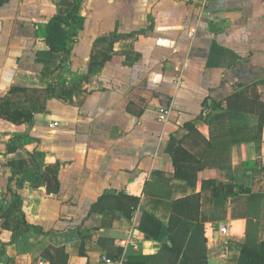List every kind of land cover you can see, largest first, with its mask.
<instances>
[{"label": "crops", "instance_id": "1", "mask_svg": "<svg viewBox=\"0 0 264 264\" xmlns=\"http://www.w3.org/2000/svg\"><path fill=\"white\" fill-rule=\"evenodd\" d=\"M77 3L52 50L48 22ZM48 84L43 110L0 118V264H172V202L194 193L193 263L241 264L250 222L264 241V0H0V100ZM208 180L237 192L215 198Z\"/></svg>", "mask_w": 264, "mask_h": 264}, {"label": "trees", "instance_id": "2", "mask_svg": "<svg viewBox=\"0 0 264 264\" xmlns=\"http://www.w3.org/2000/svg\"><path fill=\"white\" fill-rule=\"evenodd\" d=\"M78 3L65 15L53 16L46 26L45 40L48 46L55 51H67L64 42V33H60V24L67 22L70 18L73 20H81L77 16ZM59 31V32H58ZM56 84H48L43 89L15 87L11 89L8 95L0 100V118H6L14 123L22 121L19 110L15 105L23 103L27 100H33L37 103L40 110L44 109L47 99L55 96L53 87ZM71 90L62 89L60 96L68 98ZM260 126L264 124V103H260ZM45 167V168H44ZM44 169H40L43 173L47 168L52 171L55 185L50 191H57L58 181L56 178V168L54 166L44 165ZM264 174V167H262ZM212 187L215 198L228 197L234 195L232 184L215 183L212 180L204 181L203 187ZM128 199L131 205L122 210L127 219L132 214L138 203V198L130 196ZM200 193H194L185 197L177 198L172 202L171 214L166 227L167 241L163 244L164 248H168L171 253L172 264H195V252L197 247V239L203 232V226L198 222ZM123 207V206H122ZM121 208V207H120ZM144 224L140 226L148 237L158 240L161 234L162 223L149 213L144 214ZM2 251L0 250V254ZM152 256L132 255L126 256V264H145ZM239 263L241 264H264V241L256 240V228L248 223L245 231V240L240 246ZM197 264V263H196Z\"/></svg>", "mask_w": 264, "mask_h": 264}, {"label": "built area", "instance_id": "3", "mask_svg": "<svg viewBox=\"0 0 264 264\" xmlns=\"http://www.w3.org/2000/svg\"><path fill=\"white\" fill-rule=\"evenodd\" d=\"M167 111L164 109L160 110L159 118L164 119L166 117ZM222 231L225 230V227L221 228ZM101 264H126V256L121 254L117 257H110L108 255L102 254L100 257ZM41 264H44L43 262Z\"/></svg>", "mask_w": 264, "mask_h": 264}]
</instances>
